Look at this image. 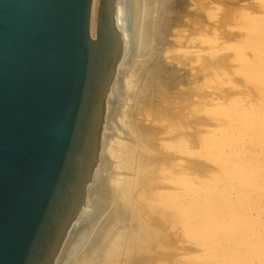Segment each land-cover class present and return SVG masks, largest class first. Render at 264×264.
<instances>
[{"label":"rangeland","instance_id":"rangeland-1","mask_svg":"<svg viewBox=\"0 0 264 264\" xmlns=\"http://www.w3.org/2000/svg\"><path fill=\"white\" fill-rule=\"evenodd\" d=\"M165 3V30L160 37V50L153 56L155 65L160 63L158 67L163 71L160 77L152 81L155 83L151 86L153 93L147 89L145 93L148 96L141 94L135 99L137 102L132 112L135 118L132 115L134 120L130 122L132 127L140 126L143 130L140 135L156 133V136L146 140L148 148L152 149L150 157L147 156L150 158L146 166L148 169L144 167L146 171L140 170L154 184L151 182L153 185L147 186L145 176L137 175L140 178L138 182L145 179L142 180L144 184H137V189L143 192L142 185L152 189L158 185L161 186H157L161 193L158 202L156 199L148 206V213L147 208L138 213L141 214L139 220L143 221L144 234L138 235L136 248L127 252L126 258L118 259L119 262L116 260L117 264H135L136 261L137 264H215L212 255L202 250L205 239H219L235 246L229 251L224 250L228 251V256L224 251L219 253L227 257L216 255L222 257L226 264L233 260V253L234 260L239 257L240 262L244 258V264H264V0H165ZM119 18L126 54L131 39L124 26L125 22L121 23L122 16ZM156 80L159 85H156ZM140 91L141 88L138 94ZM234 117L239 119V125H243V128L239 126V137L229 130L228 123L236 120ZM257 117L258 120L255 119ZM244 118H247V125L251 123L249 127ZM219 127L229 128H226L225 134L218 136V133L215 135L211 130L216 128V132ZM109 128H104L103 134L115 139L119 130L114 126ZM132 129L136 131L134 127ZM206 130L210 132L209 137ZM246 135L249 137L245 138ZM258 139H261L260 142ZM229 145L231 147L227 148ZM203 146L206 149L211 147L212 150H204ZM223 147L218 153L219 148ZM216 150L217 155L214 154ZM219 154L223 155L220 159ZM224 155L227 159H224ZM169 157L175 159L174 162ZM162 159L170 161L163 162ZM244 189L246 191L242 192ZM206 192L210 193L212 199L204 202L201 197ZM236 193L240 195L236 197ZM244 193L248 196L245 197ZM177 194L179 196H175ZM188 194L194 196V202ZM135 202L139 206L140 202ZM143 205L139 207L143 209ZM90 213L89 208L86 220L91 218ZM235 240L238 241L237 245L240 242V246L235 245ZM129 254H132L131 257Z\"/></svg>","mask_w":264,"mask_h":264},{"label":"water","instance_id":"water-1","mask_svg":"<svg viewBox=\"0 0 264 264\" xmlns=\"http://www.w3.org/2000/svg\"><path fill=\"white\" fill-rule=\"evenodd\" d=\"M118 12L117 0H0V264H55L89 217Z\"/></svg>","mask_w":264,"mask_h":264},{"label":"bare ground","instance_id":"bare-ground-1","mask_svg":"<svg viewBox=\"0 0 264 264\" xmlns=\"http://www.w3.org/2000/svg\"><path fill=\"white\" fill-rule=\"evenodd\" d=\"M165 4H166L165 0H117V12L119 11L118 12L119 16H122V22L121 23L125 22L124 26L126 28L127 33L129 34V37H130L129 39H131V41H130V44L128 46V50H127L128 52H126V54L125 53L122 54L121 59L119 60L118 65H117L115 78H114L113 83L111 85V89H110V92H109V95L107 98V102L105 105V116H104L103 129L106 128L108 130V129H110L109 126H114V127H116L115 129L119 130L120 135L118 133L117 137H116L118 139H116V138L113 139V137L110 138L106 134H103L104 130H102V135H101L100 143H99V149L100 150L98 149V155L99 156L97 155L95 171H93L92 181L89 184L88 189H87V199L90 198L89 208L91 209V212H92V214L90 213L91 218H89L88 220H86V218L82 219V220L80 219L77 222V224H75L73 226L71 232L69 233V236L67 237L66 241L64 242V244H63L56 260H55V264H114V263L117 264L116 260H118L120 258H126L127 252H129L130 250H132L136 246V242L138 240L137 239L138 235L143 233V227H142L143 221L140 222L139 216H141V214H138V213L142 212V210H144V208H147L146 212L148 213V211H147L148 206L150 205V203L152 201L154 202V200H156L158 198L159 194L161 193V191L158 189V187H159L158 185H157L158 187L155 186L156 188H153V189H152V187H147L149 185L152 186L154 183L152 181L149 182L150 178H149V180L147 179L149 176L147 174L145 175V173L143 175L140 171V170L146 171L148 169L146 166H148V160L150 159V158H148V157H150L149 152H152V151H150L152 149L148 148V145H147L148 142H146V140L148 138L150 139L151 136H156V135H154L155 132L153 133V135H149V134L140 135L141 133H143V130L140 128V126L139 125H133L134 129L136 130V131H133V129H132L133 127L131 126L130 122L131 121L133 122V120H134L132 118V117H134V113H132V112H133V109L135 106V102H137L135 99L136 98L138 99L139 95L141 96V94H143V95L146 94L148 96V94L145 92H147V89H151V86L152 87L154 86L153 84H155V83L152 81H155L154 79L157 78V76L160 77V73H161V71H163V69L160 70V68L158 67V64H160V63H158L156 61L158 64H157V66L155 65V61L153 59V56L155 54H158V52L160 50L159 46L161 44L159 42L162 41V39L160 41V37L163 34V31L165 30L164 27L166 25V18L164 15V11H165V6H167ZM167 11H169V9H167ZM172 13H173V11H172ZM166 15H167V13H166ZM173 16L175 17V15H173ZM123 50H124V41H123ZM160 53H161V51H160ZM162 74H164V72ZM168 74H172V72L171 73L168 72ZM171 78H173V77H171ZM157 80H156V85L158 84L159 81H161V78L159 81H157ZM169 83H171V82H169ZM139 88H141L140 94H138ZM151 91L153 93L152 89H151ZM137 94H138V96H137ZM144 98L146 99L147 97H143V99ZM218 112H219V110H218ZM253 114H254V112H253ZM218 115H220V114L218 113ZM254 116L256 117L255 114H254ZM232 117H231V119H232ZM238 117H239V115H238ZM260 118H263V117H260ZM231 119L229 118V120H231ZM244 119H243V123H244ZM246 119H245V121H246ZM255 119L258 120V117ZM249 121H250V119H249ZM228 124H230L229 125L230 128L229 127H226V128H229L231 133H235L238 135L237 137H239V135H240L239 133H241V132H239V130H240L239 126H241V125H239V119L237 118L234 121H230V123H228ZM250 124L251 123H249L248 125H250ZM246 125H247V121H246ZM212 127H214V126H212ZM221 127H219L216 132H215L216 128L214 131L213 130H211V131L215 135H217V133H218V136H220V135L222 136L223 134H225L226 128H224L225 129L224 130V129H222L223 127L222 128ZM251 127H253V126H251ZM154 129L156 130V128H154ZM244 129H246V131H248L247 128H244ZM248 129H250V128H248ZM117 130H115V131L117 132ZM131 131L133 132V135H132ZM256 131H258V130H256ZM250 132H252V131H250ZM250 132H248V133H250ZM205 133L208 135V133H210V132H209V130H206ZM250 136H252V135H250ZM208 137H209V135H208ZM237 137L235 136V138H237ZM247 137H249V136L246 135L245 138H247ZM252 138H253V136H252ZM248 139H250V138H248ZM223 140H225V139H223ZM260 140H259V142H260ZM234 142H233V144H234ZM149 143L151 144L150 141H149ZM209 143H210V141H209ZM263 143H264V141H263ZM222 144H224L223 141H222ZM227 144H230V142L229 143L227 142ZM238 144H236V146H239ZM262 144L260 143V145H262ZM153 145H151L152 146L151 148H153ZM225 145H226V143H225ZM231 145H232V143H231ZM209 146H211V145L209 144ZM205 147H207V146L205 145ZM205 147H204V150H209V148H211V147H209L206 149ZM219 147H222V146H219ZM224 147L219 148L218 153H219L220 149L222 150V149H224ZM228 147H231V146L229 145V146H227V148ZM255 149H257V148H255ZM211 150H212V148H211ZM218 153L216 150V153H214V154L217 155ZM152 156H151V159L153 157H155V156H153V157ZM221 156H223V155H220L219 159ZM225 156L226 155H224V159H227V158H225ZM170 160L174 162L175 159L172 160L170 158ZM170 160H168V161H170ZM162 161H163V159H162ZM165 161L166 160L164 159L163 162H165ZM168 161H166V162H168ZM146 162H147V164H146ZM237 165H239V164H237ZM144 167L146 170H144ZM155 170H157V169H155ZM150 172L151 171H149V173H148L149 175H150ZM137 175H139V176L143 175V177L145 176L144 178L146 180H148V182H147L148 184L146 183V185H147V186L145 185L146 187L144 185H142V184H144L142 180H145L142 178L141 179V182H142L141 185L144 187L142 189H144V191H147L146 188H148V189H151L150 191L148 190L147 192H144V191L141 192L140 189H137L138 188L137 184L141 183V182H138V180H140V178ZM152 176H153V173H152ZM154 178L157 179L156 176H154ZM151 182L153 183L152 185H151ZM245 189L242 190V192L246 191ZM138 190H140V192ZM174 194H176V193H174ZM244 194H245L244 195L245 197L248 196L247 193H244ZM188 195H189L190 200L192 202H194V200H195V199H193L194 196L190 197V195H192V194H188ZM239 195H240L239 193L238 194L236 193V197ZM175 196H179V195L177 194ZM229 196H230V194H229ZM171 197H172V195H171ZM236 197L234 196V198H236ZM242 197L243 196H241V198ZM201 198L204 200V202L208 201L210 198V193L206 192L205 194H203V196ZM228 198H230V197H228ZM178 199L179 198H177L176 200H178ZM210 199H212V198H210ZM218 199H220V198H218ZM218 199H217V201H218ZM236 200H238V199H236ZM135 201H139L140 202L139 206L141 205V207L144 204L145 206L143 205V209L141 207L137 206V203ZM197 201H199L198 198H197ZM157 202H158V199H157ZM170 202H171V200H170ZM174 202H176V201L174 200ZM210 202L212 203V201H210ZM174 204L171 203V205H174ZM202 204H205V203H202ZM208 204H210V203H208ZM136 208H138V209H136ZM181 208H183V207H181ZM140 209H141V211H140ZM175 211H176V208H174V212ZM144 215H145V213H144ZM148 216H150V215H148ZM216 216H214V217H216ZM258 223H260V222H258ZM159 225L162 226L160 223H159ZM255 229L256 228H254L253 230H255ZM151 231H153V230L151 229ZM159 232L161 233V231H159ZM257 234H259V233H257ZM230 237H232V236H230ZM257 237H259V236H257ZM262 237H263V235H262ZM209 238H210V236H209ZM202 239H204V238H202ZM251 239H252V237H251ZM235 241H236L235 245H237L238 241L237 240H235ZM148 242H149V240H148ZM203 243H204V245L201 244V245H203L202 250H204L205 254H207L209 256H210V254L212 255L214 263L216 262L215 264H221V263L225 262L224 260H222V257H217L216 256L217 254L221 253L224 250L229 251L233 247H235V246L230 245L226 241H221L219 239H217L216 241L205 239V241ZM239 243H238V245H239ZM251 244L252 243H250L249 246H251ZM152 246L154 247L155 245H152ZM153 247H151V248H153ZM151 248H150V251H151ZM197 249H199V248H197ZM199 250L197 251L198 253H200ZM237 250L238 249H236L235 252L238 255L239 252H237ZM143 252L144 251L142 250V253ZM224 252H225L224 254L227 255L226 254L227 252L226 251H224ZM146 254L148 255V253H146ZM149 254H151V253H149ZM233 254H235V253H233ZM233 254L232 255L230 254V255L234 256V258H235V255H233ZM131 255H130V257H131ZM230 255H229V257H230ZM198 256H199V254H198ZM209 256L207 257L205 255V257L207 259L209 258ZM219 256H223V255L219 254ZM227 256H223V257H227ZM261 256H262V254H261ZM201 257H203V256H201ZM234 258L232 261H230L229 264H240V262L243 263L244 258L242 261L240 260V262H239V259H240L239 257L237 258L238 260H234ZM207 259H203V260L206 261ZM131 260H132V258H131ZM142 260H140V261H142ZM208 260L210 261L211 259L209 258ZM118 262H119V260H118ZM207 262L208 261H206V263ZM211 262H212V260H211ZM135 264H137V261ZM225 264H226V262H225Z\"/></svg>","mask_w":264,"mask_h":264}]
</instances>
